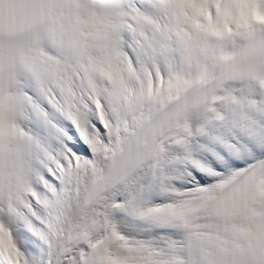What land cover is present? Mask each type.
Wrapping results in <instances>:
<instances>
[{"label":"snow or ice","instance_id":"6c2138e0","mask_svg":"<svg viewBox=\"0 0 264 264\" xmlns=\"http://www.w3.org/2000/svg\"><path fill=\"white\" fill-rule=\"evenodd\" d=\"M0 264H264V0H0Z\"/></svg>","mask_w":264,"mask_h":264}]
</instances>
